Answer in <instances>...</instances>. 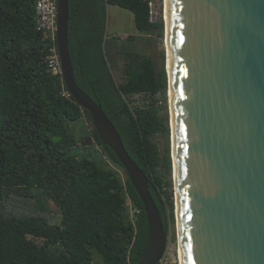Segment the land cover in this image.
Masks as SVG:
<instances>
[{"label": "trees", "instance_id": "trees-1", "mask_svg": "<svg viewBox=\"0 0 264 264\" xmlns=\"http://www.w3.org/2000/svg\"><path fill=\"white\" fill-rule=\"evenodd\" d=\"M150 1L69 0L67 38L76 85L101 106L148 179L168 235L171 161L168 147L161 153L154 141L169 135L158 98L167 90L165 70L125 51V81L117 83L106 50L108 6L131 12L141 34H161ZM47 54L35 0H0V264H97L93 252L102 264H138L147 237L140 199L108 147L98 140L80 146L70 124L82 119L95 136L90 116L61 94L60 82L47 73ZM136 96L142 105L132 106Z\"/></svg>", "mask_w": 264, "mask_h": 264}, {"label": "water", "instance_id": "water-1", "mask_svg": "<svg viewBox=\"0 0 264 264\" xmlns=\"http://www.w3.org/2000/svg\"><path fill=\"white\" fill-rule=\"evenodd\" d=\"M68 13L58 0L64 85L95 130L80 146L98 140L115 155L146 217L138 264H157L167 235L148 179L75 83ZM165 27L181 264H264V0H165Z\"/></svg>", "mask_w": 264, "mask_h": 264}, {"label": "rangeland", "instance_id": "rangeland-1", "mask_svg": "<svg viewBox=\"0 0 264 264\" xmlns=\"http://www.w3.org/2000/svg\"><path fill=\"white\" fill-rule=\"evenodd\" d=\"M153 10L151 21L162 22L163 28L160 31H154L151 34H141L134 27L133 14L127 10L121 9L117 6H108L106 9V50H108V58L110 60L111 72L117 83L125 81L124 64L126 62L125 51L138 52L144 56H149L157 69L163 66L165 70L166 61V40L165 39V10L163 0L151 1ZM166 73V72H165ZM168 81V80H167ZM168 87L164 94L159 95L160 104L162 109L160 114L165 116L168 123L169 135L168 138L164 135H157L154 139L158 145L160 152L163 153L166 147L169 150V157L171 161L170 173L166 176V181L170 182V188L173 196V224L170 225L167 235L168 251L172 256L178 254V235L176 226V207L174 201L175 193V179L172 158V135L170 126V107L168 100ZM142 105V99L138 96L134 98L132 106ZM71 130L80 140L87 136V126L84 120H78L70 124ZM168 144V146H167ZM93 146V145H92ZM113 167V165H112ZM118 170L117 168H115ZM119 172V171H118ZM47 208H54L51 202H46ZM93 262L102 264V259L99 254L93 252Z\"/></svg>", "mask_w": 264, "mask_h": 264}, {"label": "built area", "instance_id": "built-area-1", "mask_svg": "<svg viewBox=\"0 0 264 264\" xmlns=\"http://www.w3.org/2000/svg\"><path fill=\"white\" fill-rule=\"evenodd\" d=\"M150 17L153 6L148 3ZM36 30L41 34L42 39L47 42L48 54L45 57L47 73L55 77L63 87L61 94L65 98H71L64 85L61 61L57 49V22H58V0H35ZM128 212L133 218L135 209L128 203ZM157 264H181L179 254L172 256L166 244L165 251Z\"/></svg>", "mask_w": 264, "mask_h": 264}, {"label": "bare ground", "instance_id": "bare-ground-1", "mask_svg": "<svg viewBox=\"0 0 264 264\" xmlns=\"http://www.w3.org/2000/svg\"><path fill=\"white\" fill-rule=\"evenodd\" d=\"M164 2H165V0H163V3ZM164 10H165V5H164ZM164 40H166V45H164V46H165V50H166V53H167L168 37H167L166 29H165V39ZM167 70H168V61H167ZM167 94H168V100H169V89H168V93ZM170 118H171V113H170ZM172 157H173V155H172ZM174 179H175V176H174ZM176 226H177V216H176ZM177 235H178V226H177ZM178 254H179L180 261H181V257H180V245H179V235H178Z\"/></svg>", "mask_w": 264, "mask_h": 264}, {"label": "flooded vegetation", "instance_id": "flooded-vegetation-1", "mask_svg": "<svg viewBox=\"0 0 264 264\" xmlns=\"http://www.w3.org/2000/svg\"><path fill=\"white\" fill-rule=\"evenodd\" d=\"M89 136L93 137V135H89Z\"/></svg>", "mask_w": 264, "mask_h": 264}]
</instances>
